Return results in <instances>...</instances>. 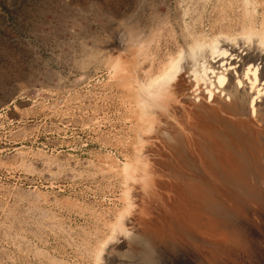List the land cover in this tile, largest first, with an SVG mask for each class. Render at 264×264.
<instances>
[{
    "label": "rangeland",
    "instance_id": "rangeland-1",
    "mask_svg": "<svg viewBox=\"0 0 264 264\" xmlns=\"http://www.w3.org/2000/svg\"><path fill=\"white\" fill-rule=\"evenodd\" d=\"M252 39L264 0H0V264H115L136 235L187 264H264V199L216 180L241 179L213 142L232 95L206 90L229 70L237 84L240 62L200 86L191 71ZM181 59L174 83L146 90Z\"/></svg>",
    "mask_w": 264,
    "mask_h": 264
},
{
    "label": "bare ground",
    "instance_id": "bare-ground-1",
    "mask_svg": "<svg viewBox=\"0 0 264 264\" xmlns=\"http://www.w3.org/2000/svg\"><path fill=\"white\" fill-rule=\"evenodd\" d=\"M244 39H246V38H244ZM222 41L215 48L214 47L210 48L211 58L209 57V59H211V61L210 60L207 61L208 58L207 59L205 58L206 56L208 57L210 55H206V56L204 55L203 56L202 55V51H201V55L205 59L203 58L204 60H200L199 69L193 68L191 70L194 73V76L196 78V83L199 85L201 81H204V83H205L206 72L208 73V71L211 72V71H214L215 69L221 68L220 67L221 63H223L222 65H224V64H232V63H234L233 59H236L235 63H239L240 62L239 63V65H240V73L237 76V84L235 83L236 76L233 74V72L231 70H229L230 68H228L229 73L226 74L227 75L226 77H228L227 80H226L225 75L223 77V80H220V82L224 83V84L223 85H219L217 83V90H214V92L211 89L212 86L210 87L209 85H208L210 87L209 93L206 90V94H208L209 99H211V101H212V99L214 97L217 96L215 92H219V93L225 94V95L229 93L230 95H232V98L230 99V101H227V102L226 101H222V100L219 101L218 99H216V100H218L220 102L218 104V106L216 105L217 108H218V110H216V112H223V113L229 114L231 116L230 120L236 121V123L238 122V123L242 124L241 127L239 128V127H237L239 125L238 123H237L238 124L237 125L235 122H232L229 119H218L216 121V123H218V121L220 122L218 124L221 126V128H220L221 132L220 131L216 132V141H213V142H216L217 145L219 146V152H226L227 153V155H226V153H224V157L227 159V162H229L232 171H234V173H236L235 174L236 176H237V174L240 175V176H238V178L241 177V179H239L240 181H237V178H235V176H233V181L231 183H228V182H226L227 179L225 180V178H224V176H225L224 173H222L219 169H216V180L218 179V181H220L221 184H223V183L225 184L226 183V184L230 185L232 188H236V186L241 187L242 184L244 185L245 181L248 180L250 182H249V184H247V186L250 189H253L254 191H256L255 193L258 194V196H260L262 199H264V135L261 134V130L264 128V118H263L264 112L261 111V110L264 111V103H263V105L260 104V103L257 104L259 96H264V82H261V80L264 78V39L263 40H259L260 44H261V45H259V47H257V45L255 44V40H253V39L250 40L251 42H249V43L247 42V48H246V55L245 56L241 55L242 53H244L243 50L245 49V48H243V46H244L243 45V41H241V40H237L236 41L235 40V43L232 42L234 44L233 46L230 45V43H231L230 40H226L223 43H222ZM240 48H241V51H243L241 54L237 51ZM207 54H208V52H207ZM184 65H185V62L183 61V59H181L179 64L176 66V68H174L163 80H161L157 84H153L151 87L147 88L146 90H148L150 92H156V90H159L164 85H165L164 87L166 88L167 87V83L170 84L169 82H173L174 80L177 79V77L180 74L181 70L184 69ZM241 65H242V67H241ZM243 66H245V67H243ZM244 69H247V70L244 71ZM242 74L246 75V77L249 80L248 82L247 81L245 82V79H244ZM252 75L254 76V78H252ZM248 84L250 85L249 87L247 86ZM239 87H242V89H239ZM247 87L250 88L251 91H248ZM152 95H155V93H153ZM214 101H215V99H214ZM250 105H251V113H253V116H256L257 119H253V118L248 116V114L250 112V110H249ZM164 109H166V108H164ZM207 109H208V107H207ZM195 110L197 111V109H195ZM200 110H201V108H200ZM256 110H257V112H256ZM190 111H191V109H190ZM203 115H204V113H203ZM222 115L225 116L224 114H222ZM216 116H219V115H216ZM200 119H202V118H200ZM185 120H186V118H185ZM202 121H203V119H202ZM156 122H157V120H156ZM192 128H194V127H192ZM224 128L226 130V133H228V135H230L231 137H234L235 140L233 138H230L224 132V130H223ZM199 130H201V129H199ZM208 130H210V129H208ZM212 130H213V128H212ZM202 132H204V131H202ZM163 134L168 140H174L175 141V138L172 135V132H170L168 130H164ZM198 135H199V133L197 134V137H198ZM198 140H203V138H200ZM161 144H162V142H161ZM161 144H159V145H161ZM182 148H184V147H182ZM196 149H197V144H196ZM248 151L255 152V153L256 152H260L259 153V155H260L259 158L253 160L252 158L247 157L245 155V152H248ZM217 152L218 151H216V153ZM220 155H218V156H220ZM201 156H203V155H201ZM257 156H258V154H257ZM224 157H223V159H224ZM217 159H219V158H217ZM221 166H223V165L221 164ZM206 167H208V166L206 165ZM198 168H199V165H198ZM200 169H201V167H200ZM183 179L184 178H182V180ZM187 180H189V179H187ZM212 180H213V177H212ZM182 187H183V184H182ZM245 188L247 189L246 186H245ZM184 191H183V193H184ZM199 194L197 193V195H199ZM185 195H187V193ZM229 195H231V194H229ZM244 195L246 196V194L243 192V190H238L237 193L235 194L236 197H241V198L244 197ZM184 200H186V199H184ZM215 200H213V201H215ZM187 201H189V200L187 199ZM185 206H186V204H185ZM200 213H202V212H200ZM205 214H207V213L205 212ZM196 215H198V214H196ZM206 220H208V219H206ZM235 220H237V219H235ZM213 223H215V222H213ZM203 226H205V225H203ZM213 226H214V224H213ZM209 229H212V228H209ZM216 232H218V231H216ZM244 233H246V232H244ZM137 236L138 235H136L134 241L130 244V245L134 244L133 249L126 247L125 249L120 250V251H118L116 253V255H115V260H116L115 264H179V263L187 264V256L182 250L176 249V252H175V254L173 256H167V253H163V250L157 248L149 239L145 238V240L142 241V240H140V238H137ZM161 238H163V236H161ZM241 245H244V244L241 243ZM217 247H219V246H217ZM234 250L236 251V253H244V250L240 246L236 245V243L234 244ZM251 259L252 258H249L248 263L249 264H255L256 261L255 260L252 261Z\"/></svg>",
    "mask_w": 264,
    "mask_h": 264
}]
</instances>
